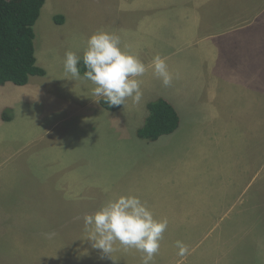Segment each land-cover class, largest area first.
<instances>
[{"label":"rangeland","instance_id":"obj_1","mask_svg":"<svg viewBox=\"0 0 264 264\" xmlns=\"http://www.w3.org/2000/svg\"><path fill=\"white\" fill-rule=\"evenodd\" d=\"M138 1L47 0L35 25V46L38 64L48 67V75L35 80L33 89L12 82L0 85V116L15 118H0V264H171L168 249L158 240L169 232L156 221L155 228L148 229L145 218L160 208H146L147 202H163L160 198L174 186L182 204L193 202L197 192L199 200H210L208 187L221 191L222 178L229 175L236 190L227 192L235 200L231 213L215 218L218 224L212 231L207 225L181 227L175 238L166 237L163 243L177 240L183 247L173 264H193L195 258L197 264H264V0H246L245 14L232 16L231 22L221 9L214 17L200 15L211 22L200 20L184 37L179 32L176 39L182 45L146 60L138 72L119 61L115 83L137 88L142 77L167 76L161 81L164 91L187 90L184 96L168 97L177 101L180 128L156 141L136 134L138 111L122 113L125 120L109 110L97 118V104L82 96L84 79L90 77L72 73L76 67L70 62L73 54L94 52L95 47L115 50L118 60L128 54L122 44L141 40L149 25L146 16L158 15ZM207 66L208 79L196 85ZM213 86L221 87L220 95L204 93ZM229 92L241 94L239 106L236 103L240 111L232 112ZM140 98L144 94L127 95L129 103ZM229 116L227 133L219 124ZM238 116L246 120L240 127L233 122ZM237 136L240 156L235 151ZM228 137L231 150L224 147ZM144 151L151 153L143 158ZM149 158L152 168L146 167ZM223 163L230 165L231 174L223 171ZM128 212L130 219L142 222L99 218ZM240 212L245 216L237 225ZM142 223L148 225L146 231ZM228 233V238L233 233L248 237L239 253L231 239L225 244L221 240ZM199 234L203 247L187 244L188 235L198 240ZM253 236L257 241L250 239Z\"/></svg>","mask_w":264,"mask_h":264},{"label":"crops","instance_id":"obj_2","mask_svg":"<svg viewBox=\"0 0 264 264\" xmlns=\"http://www.w3.org/2000/svg\"><path fill=\"white\" fill-rule=\"evenodd\" d=\"M121 1H123L124 4H130L131 5L130 0H121ZM139 1H138V3H140ZM142 1L143 2L141 4H143L144 9H146V11L148 13L151 12L152 10H154L158 15H156V16L155 15H147L146 16L144 14V16H146V22L149 25L145 26L147 31L144 32L143 36L142 35L140 36L141 40L137 41V43L132 41L129 43H123L122 44V48L125 49L128 54H124L123 58L118 60L115 58V55H116L115 50L112 49L109 52V50H107L103 47H95L94 52H90V51L84 52L82 50V52H77L76 54H73L74 59L70 60V62L72 61L73 63H75V67H76L75 71L72 73H75V75H77L79 72V74H80L79 76L81 79H83V76L90 77V79H88L87 82H86V79H84L85 81H84L82 88H81L82 89V96L87 97V101L97 104L96 107H97L98 112L100 113L99 115H97V118H99L101 116L105 117V115H103V113L106 110H109V111L115 112L114 113L115 115H113V116L119 117V120H120V118L121 119L124 118V120H125V117L122 115V113L127 114L128 109H131L134 113H136L138 111L139 113L136 116V119H137V125L136 126L137 127L135 126L136 127L135 128L136 134L138 133V129L144 124L145 119L148 116L147 106H148V103L150 101H153V100L158 99L160 97H164V98L168 99L169 101H171L168 97L173 98V97L184 96L185 92H187V90H184L183 88L181 89V88L174 87L175 92L164 91L163 89H167V87L162 86L161 81H163L162 80L163 78H168L167 76H164L161 79L159 76H155L153 79L142 77V79H144L142 81L143 83H141V85H139L138 83L136 85H134L137 88H135L133 86L121 85V84H119V82L115 83V81H119V79H116L113 77L117 72H119V70L121 68L120 62L123 63L124 65L125 64L132 65L131 69H136V71L138 72L139 71L138 69H140V67L143 64H145L146 60H152L154 57H158L160 55H166V54H169V52L172 53L178 48V47H176V45H178V46L182 45L184 42L179 43L178 40L176 39V35L179 32H181L182 37H184L186 31L188 32L191 29L195 28L198 25V22L200 20H201V22H203V21L211 22L210 18H200V17H202L200 15H202V14L208 15V13L209 14L211 13L212 14L211 17H214V15L216 14V11L221 9L222 11H226L229 14L228 18L231 22L232 16H233V19H235L237 16H240L241 14H245V9L247 7V1L246 0H231V2H230V0H228V1L222 0L219 2H217L216 0H142ZM227 4H228V6H227V8H225ZM220 20H221V18L218 19V21H220ZM99 21H101V23L103 24V18H100ZM222 23H224V20H222ZM144 24H145V18H144ZM121 27H123V26L116 27L112 31L117 30ZM191 32L194 33V31H191ZM194 35H196V34H194ZM113 46H115V45H113ZM130 48L136 49V51L135 52H128V50ZM86 54H92L97 59L99 69H98V73L94 76L84 75L80 71H78L79 70L78 66H77L78 61L80 60L81 57H83ZM154 60H156V59H154ZM37 61L39 62L38 56H37ZM207 62L209 63V58H207L206 63ZM209 65H210V63H209ZM40 66H42L43 68L46 69V74L43 76L31 77L29 83L24 85L25 86V87H23L24 89H33V84H34L35 80L39 79V77L45 78L48 75V73H49L48 67L43 66L41 64H40ZM208 66L205 69L204 73H202V74L197 73L198 77L195 80L196 85L198 84L199 80L208 79L209 75L206 73V71H208V69H209ZM164 83L166 84L167 81ZM194 85L193 86L189 85L191 91H193V89L195 88ZM87 88L91 89L90 93L87 90L85 91V89H87ZM219 88H221V87H219ZM219 88H217V86H213L212 88H206L204 93H208L211 95L213 94L214 96H216L219 94V92H221V91L218 92ZM137 92L144 94V98H140V100L138 102L129 103V101L127 99V95H130L132 93H134V95H135ZM117 93L122 94L125 98L124 105L120 109L111 110V109L104 107L101 104L100 100L102 97L112 95V94H117ZM240 95L241 94H238L237 92H229L227 95V97L230 96V101L232 104H234V106L232 107V112L240 111V108H238L236 106V103L238 104V106L240 104L237 102ZM153 97H155V99ZM176 103H177V101L173 104L176 106ZM17 104H15L14 107L11 106L15 112L14 117L16 116V113H17L16 109H18ZM227 105L229 106V102H227V104L224 105V109H226L225 106H227ZM176 108H177V106H176ZM230 109L231 108L229 107L226 111H231ZM177 110L179 111L178 108H177ZM243 111H245V108H243ZM230 116H232V115L230 114ZM230 116L226 117V119L222 121L223 122L222 124H219L221 127H223L224 129H226L228 131L227 133H230V131H231L229 128H227V127H231L232 119ZM233 117H235V116L233 115ZM0 118L4 122H11L15 119L12 117L10 120H6V119H4L3 116H0ZM236 119H233L234 125L236 127H240L239 122H241V120L244 123L246 121L244 119H240V116H238ZM100 120H102V119H98V120H96V122L100 121ZM178 135H180V134L178 133ZM236 138L238 140V136ZM255 138H256V136H255ZM225 140H226L227 144L224 145V147L229 148L227 146H228V144L231 143L232 139H231V137H228V139L226 138ZM238 141H239L238 147H236L235 151L237 152V155L240 156V154H243L242 153L243 148H242L241 140H238ZM208 144H209V141L207 142V146H208ZM145 148H143V150ZM148 148H150V147H148ZM150 153H151V151H148V152L144 151L142 157L145 158L146 154L150 155ZM187 155H189V154H187ZM246 155L247 154H245V156ZM173 156L175 157L178 155H173ZM238 158L239 157L236 156V159H238ZM168 159L172 160L174 158H171V156H170V157H168ZM152 161L153 160L149 158L148 164L146 165V167H148V168L154 167L155 165L153 164ZM221 166L223 168V171L229 172V174H231V172L229 171L230 165L227 164L228 167L226 168L225 163H223ZM150 170L152 171L153 169H150ZM171 170H172V167H171ZM236 171L238 172L239 170L236 168ZM167 172L169 173V171H167ZM214 172H215V170H214ZM229 177H230V175L227 176L226 178H222L223 179V186H222L221 191L219 189H215L216 187H212V188L208 187L210 200H208L206 197H203L202 200H199L198 199L199 193L197 192L196 199H194L193 202L182 204L181 200H180L179 189H178V187L174 186V188L171 191L166 193V196L164 198H160V199L164 200L163 202L155 203L153 205L151 202H147V204L150 206H147L146 208L151 207L153 209H156V207L158 206L160 209L157 212V215L145 217V218H147V221L149 223V227L146 223H142L141 224L142 230L146 231L145 230L146 227H148V229H149L150 226H153L155 228V226H156L155 223L158 222L159 224H161L160 226L164 230V232H169V234L167 236L158 238V240L162 241V245L160 246L162 249L163 248L168 249V252L170 254L169 261L171 262V264L174 263V261L176 260L178 252L183 247L177 240L171 242L170 244H167L166 242L163 243V241H165L166 237L175 238L177 228L179 229L181 227H184V228H191L194 230L195 227H198L197 226L198 224L199 225H207V228L208 229L211 228L210 231H212L216 227V225L218 224V221H216L215 218H217V217L221 218L220 217L221 214L226 213L227 211L229 213L230 209L235 205V203H234L235 200L227 197L228 191L236 192L235 188L234 187L232 188L231 181H230ZM253 197L255 199H254V201H252L253 202L252 206L256 207L257 201H258V194L253 196ZM236 200H237V202L239 201L238 199H236ZM261 200H262V194H261ZM261 200L258 203V206L262 204ZM200 201H202V202L199 203ZM105 208L109 209L107 206H105ZM207 208H209V210H207ZM221 209H223V211H221ZM224 209H227V210H224ZM144 210H145V208H144ZM215 211H216V213H215ZM130 214H131L130 212L121 213L118 215H115L114 213H112V214H110V216L109 215L108 216H102L100 214L99 218H103V217H106L109 219L114 218V217H120V218L121 217L122 218L128 217L129 218V219H122L120 221L110 220V223L127 222V221H131L133 223H141L142 222L138 219H130ZM244 216H245V214L243 212H240L238 214L237 225H239L241 223L240 221L243 220ZM153 222H155V223H153ZM100 223H102V222H100ZM184 224H185V226H184ZM186 225H188V226H186ZM210 225H214V226L211 227ZM229 236H230V233L225 234V236L222 237L221 240L225 244L228 241V239H231V243L233 244L234 251L236 250V252L239 253V247L240 248L245 247L246 240L248 239V237H246V236L242 237V234H240V233H233L232 236L230 238H228ZM250 239L257 241L256 237H254V236L251 237ZM202 240H203L202 236L199 237L198 240H194V235L193 236L188 235L186 238L187 244L195 245L197 248L204 246L202 244ZM211 242H213V241H211ZM238 242H239V244H238ZM215 245L216 244L214 243L213 248H211L214 251L216 249ZM253 245L256 246L257 243H254ZM161 254L163 255L164 252L162 251ZM198 254H199L198 255L199 257L203 256L202 252H199ZM195 259L193 261V264H197V263H195Z\"/></svg>","mask_w":264,"mask_h":264},{"label":"trees","instance_id":"obj_3","mask_svg":"<svg viewBox=\"0 0 264 264\" xmlns=\"http://www.w3.org/2000/svg\"><path fill=\"white\" fill-rule=\"evenodd\" d=\"M46 1L0 0V85L12 82L22 86L28 84L32 76L46 74V69L38 64L35 46V25ZM77 66L88 76L96 75L99 69L92 54L81 57ZM100 102L108 109L118 110L124 105L125 98L117 93L102 97ZM147 108L148 116L138 129L139 137L156 141L179 129L181 115L168 99L160 97L150 101ZM3 117L6 120L12 118L7 113Z\"/></svg>","mask_w":264,"mask_h":264}]
</instances>
